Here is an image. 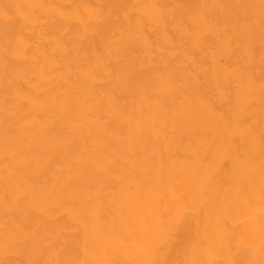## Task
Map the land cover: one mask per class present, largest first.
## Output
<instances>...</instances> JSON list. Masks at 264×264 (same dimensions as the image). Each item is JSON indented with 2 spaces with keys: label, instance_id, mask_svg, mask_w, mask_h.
<instances>
[{
  "label": "snow or ice",
  "instance_id": "snow-or-ice-1",
  "mask_svg": "<svg viewBox=\"0 0 264 264\" xmlns=\"http://www.w3.org/2000/svg\"><path fill=\"white\" fill-rule=\"evenodd\" d=\"M215 9L227 11L213 15L209 10ZM20 21L46 27L34 40L35 31H17ZM149 21L153 31L164 28L162 38L169 48L158 43L159 36L154 40L149 35ZM0 28L5 81L0 264H264V0L178 4L168 11L157 4L69 9L4 3ZM177 40L196 46L213 42L206 56L222 110L213 106L206 111L215 119L194 109L176 68L170 67ZM42 42L50 45V52L41 48ZM81 48L91 49L95 63L90 61L73 79L71 65L79 63ZM124 53H132L136 63H129ZM113 54L115 69L105 62ZM38 66L41 79L56 72L62 90L59 99L52 96L56 110L50 116L44 115L37 73L30 78L26 71ZM101 68L141 101V118L128 117V135L142 141L146 151L125 174H117L114 161L97 153V141L90 146L83 135L87 128V137H93L91 124L100 106L96 90L105 82ZM57 122L64 134L53 142ZM192 128L197 129L190 138L194 145L187 155L176 156L173 142ZM85 172L99 182L114 181L107 217L91 207L95 194L89 184L74 197L79 204L59 211L74 173ZM64 215L71 217V229L49 230L40 223L58 224ZM233 249L243 258L226 259Z\"/></svg>",
  "mask_w": 264,
  "mask_h": 264
},
{
  "label": "bare ground",
  "instance_id": "bare-ground-1",
  "mask_svg": "<svg viewBox=\"0 0 264 264\" xmlns=\"http://www.w3.org/2000/svg\"><path fill=\"white\" fill-rule=\"evenodd\" d=\"M28 3V2H38L46 3L50 5H63L67 8H71L74 5H108V4H157L164 6V10L168 11L174 5H232L237 3H258L259 0H0V4L4 3ZM212 11L213 15H224L226 9H215ZM81 14L87 15L85 9H80ZM211 18V17H210ZM148 32L149 35L157 40L158 43L165 49L169 48V45L163 40L164 28L157 26L156 30L153 31L151 27V21H149ZM46 27L45 25H34L29 24L24 25L23 21H20L17 25V31L23 30L26 35H30L33 31L37 34L33 39L39 38V32L41 28ZM168 31H172V24H168ZM70 35H75V25L73 26ZM4 43L3 30L0 28V49H2ZM212 41L208 40L200 46H196L192 41L181 44L179 40L176 41V47L172 49L175 54V60L170 67H174L177 70V77L180 82V86L183 88L186 94L191 96L192 103L195 110L204 112V114L211 119H215L211 113L207 112V108L215 106L217 110H222L220 100L214 93L215 80L212 77L211 70L208 66V60L206 54H210V47ZM71 46V45H70ZM41 48H47L49 52L51 51L50 45L47 43H41ZM59 55V54H58ZM127 55L129 63H136L133 59L132 53H124ZM166 58L171 59L172 56L165 53ZM95 63L94 56L92 55L90 48H81L79 50V63L76 61L72 62L71 74L73 79L81 71L86 70L89 67V62ZM157 61L159 62V56H157ZM105 62L109 67L115 69L117 64L116 55L113 54L112 57L105 58ZM40 63L44 64L43 57L40 59ZM64 61L61 60V64ZM47 67V66H45ZM66 70V69H62ZM27 75L32 78L34 71L37 73L35 75V80L40 84L41 97L40 99L45 102V116H50L55 112L53 105L52 96L55 94L57 99L60 98L61 88L59 81L56 79L57 73L52 71L49 72L45 79H41L38 75L39 66L33 70H27ZM98 71L104 75V69H98ZM257 78H259L260 69L257 57V66L255 68ZM104 83L99 84L96 90V97L100 101L99 108L94 113V123L91 124L93 137H87V128H85L83 135L88 139L89 145L92 146V141L95 139L97 141L95 147L97 153H103L114 161L113 170L117 174H125L131 167L132 162L139 160L145 154V146L142 141H137L133 136L131 139L128 135V130L130 127V122L128 117L134 114L135 119L139 120L141 118L140 105L141 101L139 96H134L132 92L122 83L120 80L115 78V74L109 77L104 75ZM4 77L2 69H0V139L3 135V88H4ZM44 89H48L47 93H44ZM36 90L33 89V92ZM106 93V95H105ZM50 123V121H46ZM105 122H107V127L105 128ZM135 121L132 122L134 127ZM52 131L58 138L64 134V130L60 127L59 122L52 125ZM197 134V129L192 128L191 131L187 132L183 138H178L172 144V149L174 150L176 156L183 157L188 154L190 148L194 145V139H190ZM81 134L77 132V143H79V136ZM51 140L52 137L46 138ZM105 144L107 145V150L105 149ZM56 151H63L62 148H57ZM211 161V156H209V162ZM0 169H2V164H0ZM114 181L111 178H105L103 182H99L97 179L93 178L91 172H85L82 175H73L70 186L65 190L63 194L62 207L59 209L60 212L66 211V209L74 207L79 204L78 200L74 197L80 193L85 184L91 185L95 198L92 201L91 207L99 215L107 217L109 215L111 205L113 202V191L112 185ZM49 230L59 228L73 227V221L69 215H64L58 224H53L51 221H40ZM239 231V228H237ZM3 258V252L0 250V259ZM242 259L240 254L235 252L233 249V254L231 256L225 257Z\"/></svg>",
  "mask_w": 264,
  "mask_h": 264
}]
</instances>
